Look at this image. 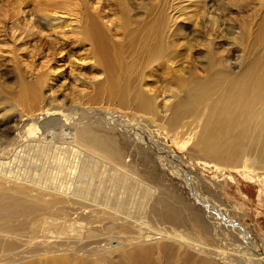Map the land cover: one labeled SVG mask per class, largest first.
I'll list each match as a JSON object with an SVG mask.
<instances>
[{
	"label": "bare ground",
	"instance_id": "obj_1",
	"mask_svg": "<svg viewBox=\"0 0 264 264\" xmlns=\"http://www.w3.org/2000/svg\"><path fill=\"white\" fill-rule=\"evenodd\" d=\"M17 1L11 34L0 29V58L21 66L13 103L0 102V264H154L156 250L207 264L190 246L229 264L230 252L205 245L195 225L217 243L254 244L234 213L244 219L245 203L231 209L224 197L240 182L264 194V37L236 58L211 41L207 60L190 64L175 59L167 32L191 50V17L162 15L138 65L122 54L128 30L109 2L47 0L35 10L42 2ZM204 1L221 36L225 0ZM159 71L182 82L162 95L147 83ZM168 172L180 187L164 182ZM153 173L165 185H151Z\"/></svg>",
	"mask_w": 264,
	"mask_h": 264
},
{
	"label": "rangeland",
	"instance_id": "obj_2",
	"mask_svg": "<svg viewBox=\"0 0 264 264\" xmlns=\"http://www.w3.org/2000/svg\"><path fill=\"white\" fill-rule=\"evenodd\" d=\"M37 1H40L42 3L37 2V4L38 3L39 4L36 6L35 4L32 3L34 2V0H32V2L30 0V5L32 7V4H33L35 10L37 8L38 10L43 8L40 5L45 6L46 2H48L49 0L48 1L47 0H43V1L37 0ZM96 1H99V0H96ZM261 1L263 0H225L224 3H221V4L220 2H218L217 3L218 7L224 10L222 13L224 16L221 17L220 19L221 21L219 23V26L220 28L222 27L221 29L224 30V33H222L220 36V32H218L216 25H214L211 22L208 23L209 21L206 20L207 17L205 16V13L207 11L206 10L207 4L204 0H201V1L193 0V2L192 0H100V2L103 5H105L106 3L108 4L109 2V8L114 9V12L116 11V13L120 15L121 17L120 21L123 23L124 27L128 30V32L126 33V36L123 37V40H120L122 54L127 61L133 60L138 65H142L146 61L148 54L146 53V49H143L142 47H146V45H148V41L150 40L147 39L146 37H148L149 35L153 33L152 30H156L159 27L161 23L162 15L170 18L172 21L171 23H173V20L175 23H178V21L180 20L179 22L181 23L184 17L188 15L189 17H191L192 20H190L189 22L186 21L189 24V25L187 24V26H191L190 28L192 32H196L194 39H192V43H194L195 48L193 47L191 50H190V46H187V45L185 46V44H187L188 38L186 36L184 37V35L181 34V32L179 33L173 29H172V32H167L168 33L167 40L170 41V46L174 49L173 56H175V59L180 60L183 58L182 61H184L186 59L185 57H188L190 64L193 62L192 60H194L196 57L199 58L200 61L201 60L204 61L205 59L207 60L206 49L204 46L207 45L208 47H210L211 41L215 43H218V42L222 43V45L220 44V46L222 47L221 49L225 50L226 51L225 53L229 56L231 54H228V52L232 53L233 56L231 57L233 58H236L239 55L240 57L243 55L245 56L253 55V52H255L256 48L260 50L262 47V46L261 47L259 46L260 48L258 47L255 41V35L258 33L262 35L261 36L262 38L264 37V2L261 3ZM17 3H18L17 0H0V25L2 24L3 26L4 24L3 29L1 27L0 29L4 30L5 32L8 30L10 34L12 32L11 22L14 18V12L12 13L10 11L15 10ZM188 3L189 4L192 3L191 9L187 8V5H189ZM11 4L13 7L11 6ZM186 9H189V10H186ZM165 23H166V19H165ZM8 28H10L11 30ZM166 29H168V26H166ZM188 30L191 31L190 29ZM188 30L185 32H188ZM0 36L2 35L0 34ZM225 37H227V40ZM154 38L156 40L158 39L157 36H154ZM191 38H193V36H191ZM248 39L250 40L248 41ZM253 40L255 41L254 43L256 44L252 43ZM247 42L248 43L251 42V43L247 44ZM246 44L248 48L250 45H253V44L256 45L257 47L254 48L253 50V48L250 49L252 47L250 46V48L248 49L246 47ZM153 47H156V44ZM7 53H8L7 51L6 52L4 51L5 55ZM9 56H12V55H9ZM14 63H16L15 60H11V58H4V59L0 58V102L9 101L13 103L14 97L13 98L11 97L12 96L11 92H15V90L18 88L19 74H21L19 72L21 70L20 69L21 66L14 64ZM201 71H202V66H199L198 69L195 70L196 73L199 72L197 74H201ZM158 74L159 75L157 77L156 76L152 77L148 74L147 83L151 81V85L153 89H154V86L161 87L164 90V93L162 95L168 94L169 90H171V87L175 88L177 84L182 82L181 77L180 78L178 76L174 77L173 75H170L168 72L165 73L164 71H159ZM153 80L155 83L153 82ZM7 94H9V96H6ZM104 103L106 105L110 104L109 106L112 105V107L116 106L115 103H113V101L104 100ZM117 111H119V109H117ZM173 147L177 153L178 149L175 146ZM152 175L157 177L156 173L149 174L148 176L149 180L153 181V182H150L151 185H157V184L165 185L164 184L165 180H168V181L173 180L169 172L168 174L165 175L166 178H164V182L161 180V178L153 180L151 178ZM155 181H157V183H154ZM168 183L169 182H167V184ZM171 185H176L177 187H180V185L182 184L178 180H173ZM179 189L184 196L191 199V202L194 203V199L189 196V192L187 191L186 188L182 187ZM262 194L263 193L259 194L257 187H254L252 184H249V183L246 184V183L240 182V186L234 185V188L230 190V193L226 194L225 197L222 196V198L224 197L225 199L224 201L230 205L229 208L231 209L233 206L235 209L236 203H239V202L245 203V208L248 209V212H247V215L244 217V219L243 218L239 219L240 217L239 215L241 214V211L237 210L238 208L235 209L236 212L234 211L232 212L238 215V220L241 223V226L246 228L251 235V239L255 240L254 244H249L248 242L247 243L242 242L241 239H239V243L233 242L232 240L233 237H231L232 239L229 238L230 239L229 242H233L235 244H230V243L226 244L223 241L222 242L220 241V243H217L211 237L210 235L211 231H209V229H207L208 231L204 235L200 233L199 231L200 227L196 225L195 227L198 229V233L196 232L197 229L195 227H190V229L192 230V231L189 230L190 234H192L193 237H196L197 234L200 236L203 235L202 237H204L205 245H209L211 248L221 247V249H224L225 251L230 252L232 256H230L231 255L230 253L227 254V256H229L227 258L228 260L227 262H229V264H237V263L238 264H264V257L259 258L261 253L264 251V194L263 195ZM194 207L196 209L194 208L192 209L196 210L200 214H202V212L204 211L206 213L207 209L204 206L196 203L194 204ZM208 221L211 222V220H208ZM191 222L193 223V221ZM210 230H212L211 227H210ZM152 241L153 240H151V242ZM155 244L157 243L155 242ZM246 244L248 245L246 246ZM192 247H194V251L197 255H204V256L209 257V259L204 258L208 260L207 264H212V263L213 264L214 263L223 264L225 262L220 257H219L220 259L216 257L217 254L215 250H214L215 252L214 253L213 251L211 252L210 250L208 252L207 249H203V248L200 249V247H196L197 248L196 249L195 246H190V248ZM238 248L241 249L242 251L238 250ZM176 251L177 253L173 256L174 258H168L164 253L156 250L154 252L155 254L153 253L154 264H171V263L172 264H187V262L185 263L184 260L177 259V256L179 255V251L178 250ZM251 251L253 252L254 256L252 255ZM211 253H213L214 255ZM181 256L183 257L182 254ZM255 256H257L260 261L257 258H255ZM106 257L107 255H105L104 259ZM200 258H203V257H198L197 259L200 260ZM192 264H195V263H192Z\"/></svg>",
	"mask_w": 264,
	"mask_h": 264
}]
</instances>
